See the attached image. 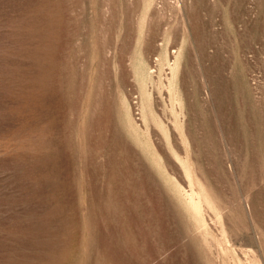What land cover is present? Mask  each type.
I'll list each match as a JSON object with an SVG mask.
<instances>
[{
	"label": "rangeland",
	"instance_id": "obj_1",
	"mask_svg": "<svg viewBox=\"0 0 264 264\" xmlns=\"http://www.w3.org/2000/svg\"><path fill=\"white\" fill-rule=\"evenodd\" d=\"M0 264H264V0H0Z\"/></svg>",
	"mask_w": 264,
	"mask_h": 264
}]
</instances>
